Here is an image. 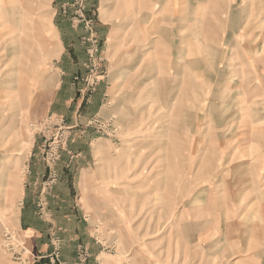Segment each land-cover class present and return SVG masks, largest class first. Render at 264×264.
<instances>
[{
	"label": "rangeland",
	"instance_id": "1",
	"mask_svg": "<svg viewBox=\"0 0 264 264\" xmlns=\"http://www.w3.org/2000/svg\"><path fill=\"white\" fill-rule=\"evenodd\" d=\"M58 2L3 1L6 13L0 9V22L10 21L11 10H20V38L29 41L28 51H23L21 42L18 46L5 41L6 49L16 47L10 55L18 56L4 58L5 50L0 61L1 254L11 258L3 248L5 232L24 242L17 217L28 156L36 153L45 165L35 201L41 217L45 216V198L59 180L56 165L62 153L70 154L69 144L86 133H93L87 142L93 157L80 178V194L99 198L100 203L84 208L103 264L109 260L117 264L199 261L201 255L189 251L188 244L201 243L202 236L197 235L204 228L218 229L221 219L220 224L227 225L222 229L231 223L232 228H239L242 222L263 229L264 86L255 73V52L264 54V0H220L219 6L211 2V10L205 9L203 15L196 8L189 13L199 14L195 21L186 19L184 0H88L84 15L94 20L92 35L84 26H76L82 30L79 42L85 57L83 70L73 75L72 84L86 100L102 82L106 96L100 112L77 126L56 113L31 115L57 52L52 42L41 54L36 44L39 50L34 52L28 30L36 22L52 24L59 16L72 24L71 0L60 2L52 16ZM197 4L205 6L206 0ZM234 8L241 10L243 28L236 31L244 36H228L226 42L221 39L223 29L237 18ZM201 16L205 17L203 26L202 19H197ZM252 20L256 28H251ZM99 22L107 26L103 38L97 32ZM193 30L198 32L190 36ZM186 33L190 39L182 40ZM239 38H254V43L242 46ZM93 43L96 52L91 50ZM161 49L165 56H160ZM259 58L264 68L263 57ZM91 61L96 65L93 68L87 65ZM13 65L19 67L17 77L7 73ZM259 74L263 76L264 69ZM12 78L21 82H8ZM18 84L20 91L11 94V87ZM167 85L171 92H165ZM12 117L18 127L10 129ZM49 118H60L68 131L31 126ZM60 134H67L66 138L57 146L54 163L47 162L54 135ZM51 172L56 181L48 188L44 182ZM190 225L194 226L192 235L196 233L193 237L186 236ZM259 239L264 242L263 236Z\"/></svg>",
	"mask_w": 264,
	"mask_h": 264
},
{
	"label": "crops",
	"instance_id": "2",
	"mask_svg": "<svg viewBox=\"0 0 264 264\" xmlns=\"http://www.w3.org/2000/svg\"><path fill=\"white\" fill-rule=\"evenodd\" d=\"M3 1L13 2V0L1 1L0 9L5 14L6 8H4V6L7 4H2ZM63 1L64 0H59L58 6L52 14L53 17L55 16V13L59 11L60 2ZM157 1L158 0H156V2ZM233 1V3L237 2V0ZM184 2H186V10L188 9V12H186V19H194L193 21H195V18L198 17L199 14H194V17L189 15V13L193 14L194 8L197 9L196 12L201 11L203 15L205 9L211 10V2L214 5L219 6L220 0H206L205 6L203 5L202 7H197L200 6L197 4L198 0H184ZM180 10L181 9H178L177 11L180 12ZM19 12L20 10L18 9L11 10L12 16L10 21L2 20L0 22V32H2L0 34V61H3L2 54L5 50L8 52L6 54L4 53V58L11 57L12 59H17L18 56L10 55L11 50L16 47L10 48L9 50L6 49L4 46L5 41L7 42L10 40L13 43H18V46L19 42H21L23 51H28L26 48L29 46V41L20 38L21 27L17 22L19 19ZM232 13L237 14V18L230 21L229 25L226 23L224 27L225 29H223L224 35L221 38L222 40L225 39V41L228 36H230V39H233V36L243 35L239 34V31H236L243 28V23H241L240 19V8H237V10L234 8ZM197 19H202V26L205 24V17L201 16ZM193 21H188L187 24L193 23ZM252 22L253 20L251 23ZM28 25L30 26V24ZM105 25L106 23L103 22H99L97 25V32L100 38H103L108 32L107 26ZM5 26L10 29L4 32L3 29L6 28ZM16 27L20 28L16 30ZM251 28H256V24L254 25L252 23ZM28 31L31 35L30 39L32 45L34 46V52L39 50L35 48L36 44L41 47L40 54L42 51L46 52L47 47L51 44V42L54 44L55 51L57 52L56 56L52 59L53 70L51 75L50 77L44 78V88L38 90L35 100L32 103L31 115L33 117H38L43 114L56 113L62 115L66 119V122L70 125L77 126L85 124L87 120L100 112L106 96V87L104 83H99L97 89L85 100L83 97L79 96L72 84L73 75L81 73L83 70L82 61L85 57V53L79 42V37L82 34L81 28L73 26L66 18L59 16L52 24L47 23L42 26L36 22V24L30 26ZM197 32L198 31L196 30L191 31L190 36ZM6 36L9 37L7 38ZM190 36L189 33H186V35L182 36V40L185 37L190 39ZM239 40V44L242 46L254 43V38L251 40L247 39L246 41L239 38ZM256 40L257 38L255 37V42ZM189 45L190 44L188 43V46ZM162 49L160 51V56H165ZM259 54L260 53L255 52V73L260 79L259 85L263 84L264 86V75L261 76L259 74L261 69H264L263 63L260 64V62H258L260 61V58L258 59L259 56L263 57L261 58V62L264 61V54L262 56ZM39 58L40 55H37L36 60ZM18 70L19 67L13 65L7 73L13 72V76L16 75L17 77ZM261 80L263 82H261ZM171 81L173 82V79L169 80V82ZM1 82H4V80H1ZM8 82L13 83L21 81H14L12 78L9 79ZM259 85L258 82L255 81V90L256 88L258 89ZM20 88L21 86L19 84L12 86L11 94L20 91ZM170 88L171 87L167 85L165 92H169V90L171 92ZM0 92H2L1 88ZM258 118L259 116L255 117V121H257ZM10 121V129L11 126L18 127V123L14 117H12ZM11 132L14 131L11 130ZM75 132H79V130L77 129ZM91 138H93V133H86L78 136L75 141L71 142L68 146L71 156H69L70 154L64 152L62 153L61 160L56 165L59 172V180L53 186L50 194H48L45 198V216L41 217L37 215L35 201L36 193L39 189V178L45 172V165L41 162L36 153H31L28 156L29 158L27 159V171L25 175L23 193L19 201L20 208L17 217V227L20 232L19 236L25 242L26 247L30 249L32 254L36 257L34 264H53L49 259L50 255L55 250V246L52 242L53 236L60 239L59 251L55 259L56 264H76V248L78 245H85L89 251V257L84 264H103V260L100 257L101 247L93 239L94 236L89 219L90 216L87 215L88 213L85 212L86 209L84 208L87 204L100 203L98 202L99 198L91 195L84 196L80 194V188L82 187L79 183L80 178L86 173L90 160L93 157L91 148L87 146V142ZM9 151L11 152L12 150ZM249 165L250 164H247V167H249ZM250 188L255 189V186L250 185ZM251 201L252 203H255V197L251 198ZM92 216H95V214L92 213ZM221 220H219L218 229L204 228L203 233L201 235H197V238L202 236L203 240H200L201 243L188 244V249H190L189 251H194L195 254L201 255V260L188 261V263L264 264V242L259 239L260 236L264 237V228L255 229V223L247 225L245 222L244 224L242 222L241 224L239 223V228H232L233 223H231L227 229H222V225L225 227L227 225L222 223L220 224ZM193 227L194 226L192 225L189 226L190 229L188 228L189 231L186 236H195V231H193V235L191 233V229ZM118 263L124 264V262L121 261ZM171 263L175 264L174 262ZM0 264H15V262L11 258H6L0 252ZM105 264L117 263L109 260V262ZM125 264L129 263L125 261ZM156 264H164V262H156Z\"/></svg>",
	"mask_w": 264,
	"mask_h": 264
},
{
	"label": "built area",
	"instance_id": "3",
	"mask_svg": "<svg viewBox=\"0 0 264 264\" xmlns=\"http://www.w3.org/2000/svg\"><path fill=\"white\" fill-rule=\"evenodd\" d=\"M88 0H71V6L74 7V16L71 19L73 26H79L82 25L87 31H90V34L92 35V27L94 20L91 17H86L84 15V9L86 7V3ZM92 52L95 50L97 51V44L93 43ZM90 50V52H91ZM93 57L91 56V60ZM93 64V65H92ZM87 65L91 66L93 68L96 66L92 61L90 63L87 62ZM60 118H49L44 119L40 121V124L31 126L34 127V129H40L42 126H58V129H65L68 131V128L61 123ZM67 135V134H66ZM65 134H60L59 136L54 135V140L52 142V146L50 147L49 155L46 154V160L47 162L54 163L56 159V149L59 143L63 142L66 138ZM56 181V174L54 172H51L48 174V177L46 178L44 182V186L50 188L52 184H54ZM53 245L55 246V250L50 255L49 259L53 264H56V257L58 255L59 246H60V240L58 237L53 236L52 238ZM3 248L5 251L9 252L11 258L14 260L16 264H34L36 261V257L30 252V250L24 245L23 242H17L14 240V237L9 234L8 232L4 233V244ZM76 256H77V263L76 264H84V262L87 259L88 256V249L85 245H78L76 248Z\"/></svg>",
	"mask_w": 264,
	"mask_h": 264
},
{
	"label": "bare ground",
	"instance_id": "4",
	"mask_svg": "<svg viewBox=\"0 0 264 264\" xmlns=\"http://www.w3.org/2000/svg\"><path fill=\"white\" fill-rule=\"evenodd\" d=\"M172 82V81H171ZM171 89V88H170ZM178 90V89H177ZM175 96V95H174ZM21 150V149H20ZM14 154H19V152H17V153H14ZM3 163H4V161H2ZM205 165V164H204ZM2 166V165H1ZM9 175V174H8ZM13 175V174H12ZM10 177V176H9ZM15 177V176H14ZM12 178V177H11ZM10 180H12V179H10ZM8 181V180H7ZM14 183V182H13ZM13 185V184H12ZM11 199H12V197H11ZM11 199H6L8 202H13V200H11Z\"/></svg>",
	"mask_w": 264,
	"mask_h": 264
}]
</instances>
